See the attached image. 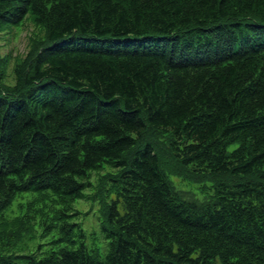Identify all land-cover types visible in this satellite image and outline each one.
Returning <instances> with one entry per match:
<instances>
[{
  "label": "trees",
  "instance_id": "obj_1",
  "mask_svg": "<svg viewBox=\"0 0 264 264\" xmlns=\"http://www.w3.org/2000/svg\"><path fill=\"white\" fill-rule=\"evenodd\" d=\"M29 14L44 37L13 85L0 57V264H264V0H0V30ZM106 168L105 257L7 254ZM23 193L41 196L5 216Z\"/></svg>",
  "mask_w": 264,
  "mask_h": 264
},
{
  "label": "rangeland",
  "instance_id": "obj_2",
  "mask_svg": "<svg viewBox=\"0 0 264 264\" xmlns=\"http://www.w3.org/2000/svg\"><path fill=\"white\" fill-rule=\"evenodd\" d=\"M42 37H44L43 29L33 21L30 14L22 24L5 27L0 30V57L9 59L8 64L5 66L3 78L5 84H14L15 76L13 68L15 63L26 56L31 40ZM109 171L111 170L106 168L101 171L91 172L87 180L89 185L84 190V197L71 205L67 211L68 218L57 220L55 212L61 207L47 202L45 207L49 213L37 214L35 220H32L30 224L33 227L32 231L25 234L21 241L9 242L7 254L17 256L35 255L38 259H41L52 250L57 251L64 247L72 249L84 244L87 249H96L101 257H105L109 251V240L106 239L101 230V206L95 194L99 178ZM170 180L178 191L189 198L203 200L213 192L211 190V183L209 182L202 184L191 183L176 176H170ZM43 194H50V192ZM40 196V193H23L19 195L5 211L4 215L12 219L22 215L25 205L29 202H34ZM45 218L46 223L41 227V224L38 222L41 221L43 223ZM65 221L68 224L74 225L72 228L74 243L61 240L63 238L61 226L65 224Z\"/></svg>",
  "mask_w": 264,
  "mask_h": 264
}]
</instances>
